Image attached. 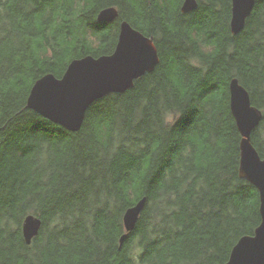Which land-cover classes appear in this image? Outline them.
I'll return each mask as SVG.
<instances>
[{
  "label": "trees",
  "instance_id": "obj_1",
  "mask_svg": "<svg viewBox=\"0 0 264 264\" xmlns=\"http://www.w3.org/2000/svg\"><path fill=\"white\" fill-rule=\"evenodd\" d=\"M0 0V264H224L261 222L240 176L230 108L238 78L263 118L264 0L233 34L231 0ZM116 6L112 22L99 12ZM122 20L153 38L160 62L94 102L69 131L27 107L34 82L86 55L111 54ZM171 116V119H166ZM147 202L126 240L124 214ZM28 214L42 227L31 244Z\"/></svg>",
  "mask_w": 264,
  "mask_h": 264
},
{
  "label": "water",
  "instance_id": "obj_2",
  "mask_svg": "<svg viewBox=\"0 0 264 264\" xmlns=\"http://www.w3.org/2000/svg\"><path fill=\"white\" fill-rule=\"evenodd\" d=\"M231 1L230 27L233 34H238L244 29L256 0ZM197 7L198 0H183L181 10L187 13ZM118 16L116 6H107L99 12L98 20L112 22ZM159 62L153 38L128 20H122L118 42L111 54L75 58L61 77L54 73L44 74L34 82L27 107L69 131H79L94 102L134 87L135 80L154 71ZM230 108L241 133L240 176L258 189L261 222L253 234L239 238L224 264H264V157L252 142V134L263 118V111L252 103L250 92L238 78L230 82ZM146 202L147 198L143 197L125 211L126 232L121 236V243L134 230ZM42 224V219L35 214L25 217L22 230L27 244L39 234Z\"/></svg>",
  "mask_w": 264,
  "mask_h": 264
},
{
  "label": "clouds",
  "instance_id": "obj_3",
  "mask_svg": "<svg viewBox=\"0 0 264 264\" xmlns=\"http://www.w3.org/2000/svg\"><path fill=\"white\" fill-rule=\"evenodd\" d=\"M166 119H169L170 120L171 119V116H167Z\"/></svg>",
  "mask_w": 264,
  "mask_h": 264
},
{
  "label": "bare ground",
  "instance_id": "obj_4",
  "mask_svg": "<svg viewBox=\"0 0 264 264\" xmlns=\"http://www.w3.org/2000/svg\"><path fill=\"white\" fill-rule=\"evenodd\" d=\"M131 207V206H130Z\"/></svg>",
  "mask_w": 264,
  "mask_h": 264
}]
</instances>
